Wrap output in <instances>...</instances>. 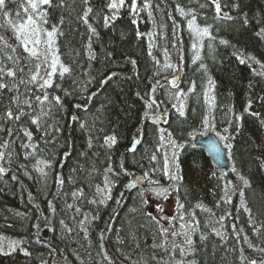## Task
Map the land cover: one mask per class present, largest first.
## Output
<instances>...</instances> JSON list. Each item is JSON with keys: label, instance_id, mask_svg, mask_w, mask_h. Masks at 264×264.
I'll use <instances>...</instances> for the list:
<instances>
[{"label": "trees", "instance_id": "16d2710c", "mask_svg": "<svg viewBox=\"0 0 264 264\" xmlns=\"http://www.w3.org/2000/svg\"><path fill=\"white\" fill-rule=\"evenodd\" d=\"M112 2L0 8V264H264V0Z\"/></svg>", "mask_w": 264, "mask_h": 264}, {"label": "water", "instance_id": "95a60500", "mask_svg": "<svg viewBox=\"0 0 264 264\" xmlns=\"http://www.w3.org/2000/svg\"><path fill=\"white\" fill-rule=\"evenodd\" d=\"M176 78L177 76L170 80V82H174ZM193 144L194 146L201 148L213 166L219 170H226L228 168V162L225 158L224 152L212 136H206L204 138L196 137Z\"/></svg>", "mask_w": 264, "mask_h": 264}, {"label": "snow or ice", "instance_id": "6c2138e0", "mask_svg": "<svg viewBox=\"0 0 264 264\" xmlns=\"http://www.w3.org/2000/svg\"><path fill=\"white\" fill-rule=\"evenodd\" d=\"M29 4H30V7L35 11V10L38 8V6H39L40 4H43V5H50V4H51V0H29ZM123 4H124V0H119V4H117L116 2H112V3H110V4L108 5V7L111 8V9H116V8H118L119 6H122ZM4 7H5V0H0V8H4ZM134 7H135V0H133V8H134ZM217 10L219 11V5H218V4H217ZM89 11H90V9H89ZM5 15H7V12H5ZM31 19H32V18L29 17V20H30V21H31ZM32 22L34 23V21H32ZM205 31H206V30H205ZM53 35H54L53 32H49V33H48V36H49V37H52ZM32 55H36V53H35V52H32ZM68 71H69L68 68H64V69H63V72H68ZM8 75L11 76V75H14V73L9 72ZM32 79L35 80L36 77L33 76ZM47 83H48V82L45 81V84H47ZM3 87H5V85L0 84V88H3ZM58 99H59V98H57V100H58ZM180 114L183 115V112H181ZM8 116H9V118H11L12 113L9 112V113H8ZM16 119H20V117H19V116H16ZM33 123H35V121H33ZM108 139L111 140V143H112V144H115V143H116V140H115L114 137H110V138H108ZM0 171H2V169H0ZM252 264H255V261H253Z\"/></svg>", "mask_w": 264, "mask_h": 264}, {"label": "rangeland", "instance_id": "374dc122", "mask_svg": "<svg viewBox=\"0 0 264 264\" xmlns=\"http://www.w3.org/2000/svg\"><path fill=\"white\" fill-rule=\"evenodd\" d=\"M162 206L164 208H166L167 210H173L174 209V203L173 202H166V203L162 204Z\"/></svg>", "mask_w": 264, "mask_h": 264}]
</instances>
